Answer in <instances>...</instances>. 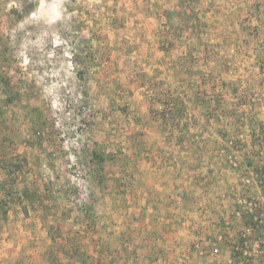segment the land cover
Wrapping results in <instances>:
<instances>
[{"label": "rangeland", "instance_id": "1", "mask_svg": "<svg viewBox=\"0 0 264 264\" xmlns=\"http://www.w3.org/2000/svg\"><path fill=\"white\" fill-rule=\"evenodd\" d=\"M262 168L264 0H0V264H264Z\"/></svg>", "mask_w": 264, "mask_h": 264}, {"label": "built area", "instance_id": "2", "mask_svg": "<svg viewBox=\"0 0 264 264\" xmlns=\"http://www.w3.org/2000/svg\"><path fill=\"white\" fill-rule=\"evenodd\" d=\"M261 182L264 181V168H262L261 171ZM253 226L246 227L243 232V245H246V247H254L256 250L260 253H262L263 247H262V237L264 235V212H256L252 216ZM258 236V240L254 241L252 240L253 237ZM254 239V238H253ZM264 241V239H263Z\"/></svg>", "mask_w": 264, "mask_h": 264}]
</instances>
